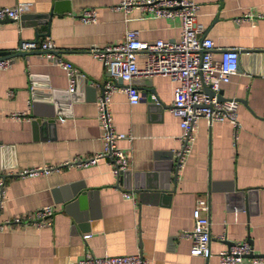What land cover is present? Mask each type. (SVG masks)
I'll return each mask as SVG.
<instances>
[{
    "label": "crops",
    "instance_id": "obj_1",
    "mask_svg": "<svg viewBox=\"0 0 264 264\" xmlns=\"http://www.w3.org/2000/svg\"><path fill=\"white\" fill-rule=\"evenodd\" d=\"M25 0H0L1 6ZM38 17L6 18L0 21V55L11 57L0 68V177H5V199L0 221L47 203L55 210L43 225L33 222L0 230V264H67L89 252L101 255L141 252L150 264H220L217 252L227 240L247 238L253 251L264 252V0H194L199 4L198 36H210L218 57L221 47L239 50L231 80L221 84L225 96L238 99L240 121L234 140L231 124L195 123V138L185 163L171 168L170 193L137 189L133 174L150 170L155 157L168 159L179 145V117L170 110L173 81L151 75L150 84L135 82L142 98L131 103L123 88L127 82L115 77L108 110L115 131L130 135L117 139L131 155L130 187H125L109 167L108 157L95 162L62 164L74 156H86L101 147V126L96 115L100 83L110 76L90 52L92 45L122 39L127 28H136L140 38L176 39L178 16H157L138 6L114 7L120 0H67L52 10L55 0H26ZM68 6V10L65 9ZM84 6L97 9L94 22H84L78 13ZM249 12V15H245ZM49 36L63 56L77 67L76 87L68 91L66 69L35 49L14 53L21 40ZM256 49V50H255ZM12 53V54H11ZM142 55H137L141 59ZM86 82L95 86L88 89ZM13 94H9V90ZM14 111L22 117L12 118ZM53 111L52 125H35V117ZM174 163V160H173ZM46 164L58 168L29 175H6L8 171ZM84 186L89 192L85 217H76L67 203L64 184ZM131 189L133 199L123 196ZM249 193L241 202L230 193ZM209 201L210 254L189 251L191 238L178 232L193 225L195 198ZM83 233H89L83 236ZM225 235L224 238L220 236ZM258 264L244 259L240 263ZM261 264V263H260Z\"/></svg>",
    "mask_w": 264,
    "mask_h": 264
},
{
    "label": "built area",
    "instance_id": "obj_2",
    "mask_svg": "<svg viewBox=\"0 0 264 264\" xmlns=\"http://www.w3.org/2000/svg\"><path fill=\"white\" fill-rule=\"evenodd\" d=\"M129 10L131 6H138L157 16H178L180 19V34L176 39L156 37L145 40L139 37L136 28H127L122 39L107 42L103 45H92L89 52L98 58L109 78L103 83V89L97 95L96 115L101 126V147L98 151L86 156H74L65 159L62 164H76L95 162L100 156H107L109 167L116 176L129 168L130 153L117 143V139L130 135L129 132L115 131L113 117L108 110L111 93L117 87L115 77L127 82L123 86L128 100L133 103L142 98L140 90L132 82L135 76H150L161 74L173 81L172 100L170 110L179 117L181 132L178 134L179 145L173 150V160L176 169L185 163L191 151L195 138V123L198 117L206 118L208 124L213 121H228L233 129L234 140L238 136L240 121L236 107L238 99L234 96L219 97L221 84L231 80V75L238 66L239 50L233 46L221 47L218 57L213 56L215 43L208 35L198 36L201 24L197 21L199 4L194 0H120L113 4ZM31 8L29 1H18L14 5L0 7V21L9 17L18 18ZM245 15H249L246 12ZM78 18L84 22H94L97 19V9L93 6H84L78 13ZM19 49H35L48 59L62 65L67 72L69 86L72 92L77 83L78 70L72 62L59 56L55 41L49 37L43 39L26 38L21 40ZM141 54V59L137 58ZM11 63L10 56L0 55V68H6ZM212 93H209L206 88ZM13 94V90H9ZM23 112L14 111L12 118L22 117ZM15 116V117H14ZM59 165L46 164L42 166H28L18 168L17 171H8L6 175H29L38 172H47L58 168ZM5 177H0V209L5 199ZM119 182L117 180V184ZM120 186V185H119ZM124 197L133 199L131 189L122 188ZM209 201L202 195L195 198L192 208L193 225L183 229L178 234L191 238L189 251L207 257L209 248V226L211 218L208 215ZM55 210L54 204L47 203L38 206L20 215L0 221V230L6 226L27 224L33 222L40 226L50 221ZM89 233H83L88 236ZM224 238L225 235L220 236ZM220 264L240 263L247 259L253 263L264 264V252H254L253 246L247 238L232 240L217 252ZM67 264H150L148 258L141 252L94 255L84 252L78 258L71 259Z\"/></svg>",
    "mask_w": 264,
    "mask_h": 264
},
{
    "label": "water",
    "instance_id": "obj_3",
    "mask_svg": "<svg viewBox=\"0 0 264 264\" xmlns=\"http://www.w3.org/2000/svg\"><path fill=\"white\" fill-rule=\"evenodd\" d=\"M61 2H67V0H55L53 3V7L52 10L54 11H59L58 9V5ZM65 9H69L68 6H66ZM48 13H43V14H37L36 12H30V11H25V13L21 14L20 17L21 18H25V17H38L36 18V20H33L31 23H38V22H43L44 19H41V16L43 15H47ZM256 50V49H255ZM24 50H18L15 51L14 53H24ZM3 57H5V53H1ZM12 54V53H11ZM239 53H238V58H239ZM239 61V59H238ZM78 78V77H77ZM119 78V77H118ZM151 81V75L150 76H135L132 79V82H142L145 84H150ZM103 83H100V89L102 91L103 89ZM87 86L88 89H95V86L92 85L89 82H86L85 84ZM206 90L209 93H212V91L207 87ZM73 93V92H72ZM219 97H225V95L222 94L221 90L218 91ZM43 115H46L47 117L45 119H42V117H35L33 119L34 124L35 125H41V126H45L46 124L52 125L54 122V116H53V111L50 112H45L43 113ZM174 166L175 168V172L177 171L176 166L173 163V158H172V152L171 155L168 156V159H159L158 157H155V159L152 162V168L150 170H145V171H139V172H135V174H133L134 179H136L137 177V182L134 181V186L137 187V189H141V190H149L150 192H157L158 194H166V193H170L168 191H170V175H171V168ZM130 175H131V171L130 169H125L123 171H121L118 175H117V180L123 181V185L125 187H130L131 183H130ZM69 188L67 189V194H66V199H68L67 203L69 204V206L73 207V209H75L76 207H78V210H75V214L76 217L79 219H82L83 217H85L86 211L85 209H83V207L86 206V202H87V197L89 195V192L86 188H84V186H76V185H72L71 183L69 184H64L62 186V188ZM249 193V189L248 191H245L244 189L238 190L237 192H233L230 193V197L234 198L235 200H238V202H241L242 200H244L243 198L245 197V195H247ZM232 242V240H227V243Z\"/></svg>",
    "mask_w": 264,
    "mask_h": 264
}]
</instances>
